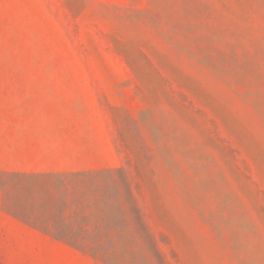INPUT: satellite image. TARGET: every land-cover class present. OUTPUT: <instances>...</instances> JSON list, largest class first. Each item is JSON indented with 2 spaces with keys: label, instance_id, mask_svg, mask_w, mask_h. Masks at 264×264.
Masks as SVG:
<instances>
[{
  "label": "rangeland",
  "instance_id": "obj_1",
  "mask_svg": "<svg viewBox=\"0 0 264 264\" xmlns=\"http://www.w3.org/2000/svg\"><path fill=\"white\" fill-rule=\"evenodd\" d=\"M0 264H264V0H0Z\"/></svg>",
  "mask_w": 264,
  "mask_h": 264
},
{
  "label": "crops",
  "instance_id": "obj_2",
  "mask_svg": "<svg viewBox=\"0 0 264 264\" xmlns=\"http://www.w3.org/2000/svg\"><path fill=\"white\" fill-rule=\"evenodd\" d=\"M57 148V149H56ZM54 150H49L45 148L43 145H34L29 150H27L28 156H20L17 158L14 157L12 163H20L25 165H30L31 163L25 162L27 159H33L34 161H44L49 165H59L63 163L65 158L63 156H67L65 153V147H56ZM17 161V162H16ZM37 170V169H35Z\"/></svg>",
  "mask_w": 264,
  "mask_h": 264
},
{
  "label": "trees",
  "instance_id": "obj_3",
  "mask_svg": "<svg viewBox=\"0 0 264 264\" xmlns=\"http://www.w3.org/2000/svg\"><path fill=\"white\" fill-rule=\"evenodd\" d=\"M18 177H19V174L17 175ZM26 177H39L40 175H38V174H32V175H30V174H28V175H25Z\"/></svg>",
  "mask_w": 264,
  "mask_h": 264
}]
</instances>
